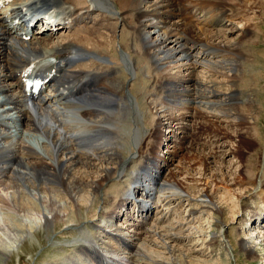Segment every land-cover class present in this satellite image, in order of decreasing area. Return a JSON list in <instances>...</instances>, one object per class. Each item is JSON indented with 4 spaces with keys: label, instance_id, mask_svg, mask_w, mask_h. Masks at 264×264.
<instances>
[{
    "label": "bare ground",
    "instance_id": "bare-ground-1",
    "mask_svg": "<svg viewBox=\"0 0 264 264\" xmlns=\"http://www.w3.org/2000/svg\"><path fill=\"white\" fill-rule=\"evenodd\" d=\"M57 1L58 0H13L8 5H4L2 8H0V110L2 109V111H0V118L4 116H16L22 119L23 123L21 126H24V128L32 127L33 129H42L44 134L51 139L55 149L57 150V154H59L56 159L57 163L54 165V163H49L47 160H45L48 152L44 142L42 145L38 144L39 146H42L39 147V149L37 145V148L35 146V153H37V155L34 157L32 156L34 155V152L24 153L23 150L18 151V143L16 141V143H13V140H10L11 138H14L12 135H10V132H8V130L13 127L12 125H9L10 119L7 121L9 123L7 126H5L3 123L0 124V178L7 177L9 179L18 175L22 179V182H24V186L28 187L30 192L33 194L35 191L42 194L47 193L48 197L52 198H54V196L61 197L66 194L68 199L70 198V200H72L73 207L78 208L80 211V207L77 206L76 202L74 203V201L80 197L82 199L85 197L82 190L85 188H90L92 191H94V193H96L95 195L97 199V196L101 194L100 190L103 184L109 179L113 180V175L117 172H121L120 170H123L129 161H132L131 159L134 158L132 155H136V153H139V156L141 155L143 158L140 167L146 169L147 173L145 175H154L155 177L150 176L149 178L151 180H155V182H158V179L163 181L164 177H162L161 173L162 171L164 172L166 167H168L169 163L173 161L174 158L168 153V158H166L167 156L158 154L156 151H154L156 141L163 139L161 138V136L164 134L162 132V128L165 126H173L174 122H176L177 125H181L179 126V129L182 130L180 134H183V139L181 138V135L177 134L178 136H176L178 140L181 138L179 140L181 147H186V135L191 133L188 127L185 126L181 121L185 119V113L183 114V112H174L170 114L166 111L161 112V110L160 113H158L159 110L157 107H155L157 104H154L153 101H143L141 96L144 95L143 97H145V95L151 92L152 89L149 88L151 85H148L149 87L147 90V85L143 84L141 81L137 84L134 82V84L129 88V94H126L125 86L128 84L129 77L125 71L124 72L126 74L123 72L122 64L120 63L118 57V51L122 49L125 51L129 59L128 65L131 66L132 70L135 71L147 67V65H149V57L151 59H155L157 64L160 65V67H163V69L167 68L172 70V68H177L180 69L179 71H182L183 69L186 71L195 69L196 66L203 65V62L206 64V60L209 59V63L212 64V67L213 65L215 66L213 68L211 67V72L221 75L224 73L217 70L216 67L223 68V63L226 61L241 63L245 59L247 60L248 53H246V46L251 44L257 45L260 42L261 37H263L264 40V27L262 20L258 19L255 21L252 19L253 17H247L246 19L249 21L244 25V27L241 28L236 25L234 18L238 19L239 17L246 15L247 12H261L264 7L263 5L261 6V2L259 0H184L185 3H183V10L177 6L174 0H104L107 2L106 6L118 9L114 16H109L103 12H99V9H96L95 7L91 8L90 5L87 4V0H63L69 3H78L77 5L86 8L83 10L87 14H93L94 12L99 16L100 13V20L113 19L114 22L110 21L107 23V25L102 26L101 28L109 31L111 36L106 35V33L99 32L100 26L98 27L93 25L94 27H88L89 25L87 21H83L80 26L70 29L72 32L76 33L72 37H67L68 39H54V34L56 31L46 30L47 34L44 35V37L42 35L45 33V31L41 34V36L36 35L31 37L29 40L24 41L21 39L20 35L15 33V31H11V27H9L7 24H4L6 17L1 13V10L7 11V9L12 8L13 12L11 14V22L15 23L16 28H19L21 22L23 21L22 18L31 10H33V8L36 10L43 8L46 9L47 7L48 9ZM3 2H6V0ZM219 3H225L227 7L225 8L222 5H217ZM15 20L17 21L15 22ZM119 24L120 26L125 25L127 27V30L122 32L120 37L121 39L118 40L120 48L116 46L117 37L115 33L117 32H114V28H116V26ZM253 26L255 27L253 28ZM206 27H208L210 32ZM257 27L260 29V31H258ZM229 34H234L236 36L235 40L227 38V35ZM152 35H154V37ZM144 37H146V41L144 42L145 51L144 53L141 52L140 54V52L137 50L139 46L137 43L139 42L140 38ZM45 41L49 42L46 43ZM60 41L64 42L58 43ZM73 44L75 47L79 48L77 49L74 47L73 49V46H71ZM209 49L211 50L208 51ZM25 50H28L26 56L22 54V52ZM86 51L95 52L100 56H110L112 58V63L103 64L97 61H91L77 68L71 69L68 66V60H70L72 57L83 54ZM41 56H53L57 58L59 63L63 64V68L61 69L60 73L57 74L58 69H60L61 66L56 64L58 69L56 70L53 77H58L54 81L56 84V89H54L55 92L53 95L42 94L37 99H27L22 90L21 83L18 80L17 72L21 71V69L31 60ZM193 71L190 72L194 73ZM104 73H107V79H98V77ZM168 73L170 74V72ZM168 73H164L162 75L157 74L158 78L155 77L156 79L153 77L155 80L153 84L156 85V88H168V86H171L172 97H175V95H180L183 97L184 94H187L183 93L185 91L191 93L190 88L188 87H190V84L196 82L192 76L190 77L188 74V76L177 75L176 77H171ZM147 82L151 83L150 80H147ZM73 86H76L75 90H77V94L75 95H79L77 96L79 97L78 101L76 103L64 101L63 98L65 97V92H70L73 89ZM206 88L207 90L209 89L208 87ZM231 88H233V86H231ZM193 91L196 97L197 95L205 96L206 98L209 97L206 91H202L201 89L199 90L198 87ZM188 95L186 97H189ZM86 102H89L90 106H82ZM111 103H113L114 107L118 109L117 111L108 108L111 107ZM136 103H138L139 108L141 104V108L150 110L147 114V124L142 122L140 123L137 116L135 117L134 113H130V111H135L136 113ZM152 107L157 109V117L155 115L150 116L153 109ZM35 109L37 110L38 116L32 113V111ZM64 109H78V115L90 121V123L87 124V126L82 130L83 133H87L85 134L87 141H92L93 138H98V136H101V134L109 133L114 135L118 134L122 139L129 142V139L131 138L129 134L134 133L133 130L137 129V151L133 150L132 148H128L125 153L123 148L116 146L105 147V145L96 146L95 149H93V152L78 151L75 147V143H71L69 141L67 134H72L75 131H81V129L79 127L69 126L63 122L62 110ZM125 109H128L127 112H129L131 116L134 115L135 119L133 120V123L137 124L136 127V125L134 126L132 122L129 123L133 125H131V129H129V136L127 135V132L126 135H124V130L114 126L115 123L123 128L128 125L129 121L122 118V114L125 112ZM189 109H191V107H189ZM71 112L74 113V111ZM127 112H125V114ZM211 115L215 116V114ZM257 120H260L259 116ZM249 127V125H246V130L244 131L241 129L242 127L237 125L236 130L233 131L234 135H238L240 139L247 135L251 136V129ZM197 128H200V126L197 125ZM257 132L261 141L264 143V130H258ZM216 134L217 136L222 137V135L218 133ZM73 135L76 138L75 134ZM80 135L81 133H79V136ZM196 135L200 136L198 133ZM165 137L168 139L169 136L165 135ZM147 138L148 140H152L149 142L147 140L145 143ZM237 146H240V142ZM256 146L257 145H255V148H250L247 154L249 153L251 155L254 153ZM193 147V143H189L187 146L188 149ZM145 149L148 150L147 154H143ZM239 150L240 149L238 147H233V150H231L230 153H235ZM204 151H206V149ZM129 152L132 153L130 157H128ZM191 152H195L193 154L190 153V156L192 155V157L195 159V164L193 165L184 163L183 165L181 164L182 166L180 168H184L186 171V176H183V178L194 181L197 178L195 179L189 170L194 167H201L200 170L202 176L199 179L200 184L203 185V187H201L202 189L199 188L198 193L200 196H207L213 200L212 198L215 194L209 189L211 183L210 180H212L214 183L217 181V186L223 185L224 188L229 189L228 191H230L231 187L235 186H240L245 191H249V187L257 185H261V187L264 188V146L260 148L259 154L256 156L260 165L256 166L253 162H251L248 164L250 167L249 173L247 171L245 172L241 170L239 173L235 174V172H233V174L232 171H229V175L227 173L224 175L223 173V178L220 176L221 180H217L219 174L216 171L214 172L215 174L210 171L212 166L216 165L215 156H212L214 162L211 161L212 159H210V157H208L211 155L210 151L208 154L207 152H205L206 154L201 153L200 149L196 147V150ZM170 153L175 155L173 152ZM242 153L245 154L246 152H241L240 155ZM186 159L188 158L186 157ZM155 161H157L158 164H155ZM21 168H27V170L23 171ZM220 169L223 170L222 167H220ZM187 171L189 173H187ZM222 172L220 174H222ZM174 173L178 175L177 172L174 171ZM176 177L174 176V180H172L171 183L176 184L177 187L182 189H197L199 183L193 182L191 187L188 183L183 180H179L178 177ZM136 178L138 177L135 176V179ZM48 182H53L56 184V186L51 187L45 185L48 184ZM165 182H167L166 179ZM13 187H19V185L15 183ZM248 188L249 190H247ZM138 189H141L140 184H137L133 187V190L135 191ZM113 192L117 193L118 190L115 189ZM23 197L24 196H22V198ZM105 198L108 199V195H105L103 199L106 200ZM119 199L120 202L124 201L125 203L130 201L129 196L127 197L125 194L122 199ZM179 199L185 201L184 196H180ZM5 200L1 199L0 202L2 203L4 201V205H6ZM51 201V209L54 208L55 212L52 218L47 216L46 220L44 221L47 227H49L53 221H63L61 214H59L61 209L60 206L58 207V200L53 199ZM14 202L16 207H19L18 209L27 211L35 209L33 204L30 203L32 201L27 202L24 198L22 200H15ZM231 202L233 203V201ZM247 205H249L247 202L241 203L243 208H247ZM117 207L118 206L115 205L112 208L113 211H116ZM87 208L89 209L91 207ZM230 208V202H226V204H221L219 206V213L217 212V222L215 223L216 227L221 226V228H223L229 223L227 212ZM141 210L143 213L146 211L147 217L150 208L145 206L144 208H141ZM192 210L197 211L198 208L195 206ZM70 211L71 210H69V213L72 212ZM92 211L93 210L90 209L87 214H92ZM102 212L105 213L104 211ZM111 215L112 213H110V216ZM252 215H256V211L255 213H252ZM146 217H143V219ZM82 218L83 216L80 215H71L67 221H77L78 219L81 220ZM110 226L112 225L107 223L102 227L106 229V227ZM140 226H142V223ZM143 227L141 228L144 230ZM14 231L16 234L15 236H19V234L21 235L23 232H25V229L22 226H19V228L15 229ZM167 231V234L165 232L164 233L169 240L170 238L175 239V237H177L175 235L176 233L174 234L171 231ZM138 233L139 232H136L137 236L140 235ZM159 233L161 232L159 231ZM124 236L121 237V240L126 242V235ZM160 236H162V234ZM228 236H232L230 232L228 233ZM157 239L158 241H156V239L153 241L157 244H162L160 241L161 239ZM217 239L215 242H209L211 247H216L219 245V241ZM132 243L130 246L133 245ZM232 244L234 247H236L233 242ZM238 244H241L240 249L242 248L247 255L254 259L256 258V253L254 252V249L250 247V245L247 246L245 243H243V245L242 243ZM8 245L9 244H0V262L3 260V257L6 256V250L8 249V252L12 250ZM167 245L168 244H166L165 247ZM79 247L83 248L84 245L80 244ZM169 248L171 247L169 246ZM135 249V251L139 252V254H145L144 248L137 246ZM190 251L196 252V250L192 249ZM139 254H137V256ZM118 257V259H114L118 262L116 264L133 263L132 257H120L119 255ZM152 258L153 256L151 255H145V257L141 256V260H144L146 262L145 264H153L151 263L152 261L155 262V264H186L185 260H183L184 258H177L178 260L174 258L173 261L171 260L172 257L169 260Z\"/></svg>",
    "mask_w": 264,
    "mask_h": 264
},
{
    "label": "rangeland",
    "instance_id": "rangeland-1",
    "mask_svg": "<svg viewBox=\"0 0 264 264\" xmlns=\"http://www.w3.org/2000/svg\"><path fill=\"white\" fill-rule=\"evenodd\" d=\"M259 1L261 2V6L263 5L264 7V0ZM217 5H222L225 8L227 7L225 3H219ZM117 11L118 9H116V12ZM100 15L101 14L99 13V16ZM247 17H253L252 19L255 21L258 19L262 20L264 27V8L261 12H247L246 15L239 17L238 19L234 18V21L236 25L242 28L249 21L246 19ZM99 21H101L100 18ZM93 25H95V23ZM93 25L91 27H94ZM100 27L102 28L101 23ZM254 27L255 26H253V28ZM101 28L99 32L106 33V35L111 36L109 31ZM206 28L209 31L208 27ZM114 29V32H117L115 33L117 37L116 46L120 48L118 40L121 39L120 37L122 32L127 30V27L125 25L120 26L119 24ZM258 31H260L259 28ZM63 33L64 32L61 31L54 35H58L57 37L61 38ZM67 34L63 35L60 40H63L64 38L68 39L69 36L72 37L75 35L72 30ZM44 35L45 34L42 36L44 37ZM152 36L154 37V35ZM235 37L236 36L234 34L227 35V38L231 40H235ZM145 41L146 37L140 38L137 43L139 45H137V50L140 54L145 51ZM45 42L48 43L49 41ZM260 42L257 45L251 44L246 46V53H248L247 60L245 59L241 63L226 61L223 63V68L216 67L217 70L224 73L221 75L211 72L212 64L209 63V59L206 60V64L203 62V65L196 66L197 69L195 68L187 71L183 69L182 71H179L180 69L177 68H172V70L167 68L163 69V67H160V65L157 64L155 59H151L149 57L148 61L150 66L147 65V67L135 71L128 65L129 59L125 51H123V49L118 51V57L120 63L122 64L123 72L125 71L129 77L128 84L125 86L126 94H129V88L134 84V82L137 84L141 81L143 84L147 85V90L150 85L151 86L149 88L152 89L149 94L145 95V97H143L144 95L141 96L143 101H153L154 104H157L155 107L159 110L158 113H160V110L161 112L166 111L170 114L174 112L185 113V119L181 121L191 132L186 135V147H181V144L179 143V140L183 137V134H180L182 130L179 129V126L181 125H177V123L174 122L173 126H165L162 128V132L164 134L161 138L163 139L160 138V141H156L158 142V147L155 151L158 154L167 156L166 158H168L169 154L170 156H173L174 159L169 163L164 172L162 171L161 173L162 177H164V182L158 179L161 186L156 190H152L149 195L147 194V197H144L141 194L139 195V192H142L143 187L144 189H150L151 179L149 177L155 176L152 174L139 176L137 184L141 183V189L136 191L137 197L135 193L132 195L133 198L136 197L139 199L142 197L144 199V203L142 205L137 203L138 210L136 209L137 206L135 207L133 200H131V203L130 201L125 203L124 201L120 202L119 198L122 199V197H124L127 187H129L132 183V177L138 173L142 174L145 171V169L141 171L139 169L140 166L138 167L139 164L141 165L143 159L141 155L139 156V153L132 155V153L129 152L128 157H130V155L134 156V158L131 159L132 161H129V163L125 165L124 169L120 170L121 172L114 174V177L112 178L113 180L109 179L103 184L100 190L101 194L97 196V199L95 195L96 193H94V191L90 188L82 190L85 197L87 196L88 198L83 197V200L80 197L74 201V203L76 202L77 206L80 207V211L78 208L75 207L77 209L76 210L73 207L72 200H70V198L68 199L66 194L61 197L54 196V198L48 197L47 193L42 194L35 191L33 194L30 192L28 187L24 186V182H22V179L18 175L9 179L7 177L0 178V201L1 199H6V205H4V201L2 203L0 202V244H9L8 246L12 249L9 252L8 249L6 250V256L3 257L0 264H95L93 263L94 261L92 257H95L97 261L101 260L100 262H104L108 259L106 261L110 262L109 264H116L118 262L114 259H118V255L120 257H132L133 263L129 264H145L146 262L141 260V256L145 257V255H151L153 256L152 259L156 258L160 260H169L172 257V261L174 258H184L183 260H185L186 264H264V222H262L264 219V188H262L261 185H257L251 186L249 187L250 190L249 188L247 189L249 191H245L242 187L235 186L231 187L230 191H228L229 189L224 188L223 185L217 186V181L214 183L210 180L211 183L209 189L215 194L212 198L213 200H211L210 197L200 196L198 193L199 188L202 189L201 187H203V185L200 184L199 179L202 176L200 170L201 167H194L189 170L195 179H199L194 181L183 178V176H186V171L184 168H180L184 163L195 164V159L192 155L190 156V153H195L191 151H195L196 147L200 149L201 153L207 152L208 154L210 151L211 155L208 157H210L213 162L214 159L212 156H215L216 165H213L210 171L213 173L216 171L219 174L217 180H221V178H223L222 176L226 175V173L229 175V171H232V173L235 172V174L239 173L241 170L249 173L250 167L248 164L251 162H253L256 166L260 165L256 156L259 154L260 148L264 146V143L261 141L257 132L258 130H264L263 37H261ZM75 48L78 49L79 47ZM210 50L211 49L208 51ZM90 52L91 51H86L83 54H80V56L77 55V57H86V59L74 61L70 64V67H75L81 64V62H83V65L91 61H97L103 64L112 63V58L110 56L105 57L100 56L95 52ZM213 67L215 66L213 65ZM190 71H193L194 73H191ZM168 72H170V74ZM164 73H168L171 77H176L177 75L188 76V74L190 77L192 76L196 82L190 84V87H188L190 88L191 93L185 91L183 93L187 94H184L183 97L180 95L172 97L171 86L166 88L167 92H161L164 88H156V85L153 84L155 81L153 77L158 78L157 74L162 75ZM147 80H150L151 83H148ZM231 86H233V88H231ZM197 87L199 90L201 89L202 91H206L209 97L206 98L205 96L197 95V98H193V95H195L193 90L197 89ZM206 87L209 89L207 90ZM211 90L214 91L212 92ZM187 95L190 98L186 97ZM111 104V107L108 108L117 111L118 109L114 107V104ZM84 105L90 106L89 102L84 103ZM135 106L137 109L136 113L135 111H130V113H134L140 123L142 122L147 124V114L150 110L141 108V104L139 108L138 103H136ZM189 107H191V109H189ZM152 108L150 116L155 115L157 117V109L154 107ZM0 111H2V109ZM127 111L128 109H125V112ZM125 112L122 114L123 117H121L129 121L128 125L123 128L115 123L114 126L124 130V135H126V132L128 135L130 133L129 129H131L133 125H136L137 127V124L133 123V120L135 119L134 115L131 116L129 112L126 114ZM32 113L38 116L36 109L33 110ZM211 114H215V116ZM258 116L260 118L259 121L257 120ZM66 119V122L68 121L70 124H80L83 127L90 123L89 120L83 121L77 116H70ZM8 120H10V124L7 122ZM131 122L133 125L129 124ZM1 123L5 126L8 124L13 126L8 130V132H10V135L14 137L10 140H13V143H18V151L23 150L24 153L34 152V155H32L34 157L37 155V153H35V146L37 145L39 149V147H42L39 145H42L44 142L48 152L45 160L56 165V159L59 154H57V150L55 149L51 139L44 134L42 129H33L32 127L24 128V126H21L23 123L22 119L16 116L1 117L0 124ZM197 125L200 126V128H197ZM237 125L242 127L241 129L244 131L246 130L245 126L249 125V128L251 129V136L247 135L240 139L238 135H234L233 131L236 130ZM194 127L197 129L196 132H192ZM133 131L134 133L129 134L131 136L129 142L122 139L118 134L114 135L109 133L101 134L98 138H93L92 141H87V137L85 135L87 133H81L82 136H79V133H73L76 138L74 135L72 136L78 143V146H75L78 151L93 152V149H95L96 146L105 145V147L116 146L123 148L126 153L128 148H132L137 151V129H134ZM197 133L200 136L196 135ZM216 133L222 135V137L217 136ZM177 134L181 135L179 140L176 138V136H178ZM165 135L169 136L168 139ZM147 140L148 138L145 143ZM151 140L152 139H149L148 142ZM239 142L240 146H237ZM189 143H193L194 147L188 149L187 146ZM255 145H257L255 152L251 155L249 153L247 154L250 148H255ZM233 147H238L240 149L237 151L238 153H230V151L233 150ZM205 149L206 151H204ZM170 152H173L175 155H172ZM241 152L246 153H242L241 156ZM147 153L148 150L145 149L143 154ZM185 156L188 159H186ZM155 164H158L157 161H155ZM220 167H222L223 170H221ZM21 169L23 171L27 170V168ZM174 171L177 172L179 176L176 175ZM189 172L187 171V173ZM221 172L222 174H220ZM174 176H177L179 180L185 181L190 186L193 182L199 183L197 189H182L177 187L176 184L171 183V181L174 180ZM165 179L167 182H165ZM15 183L18 184L19 187H13ZM45 185L51 187L56 186L53 182H48V184ZM115 189L118 190L117 193L113 192ZM21 195L24 196L23 198L27 202L32 201L30 203L33 204L35 209L28 211L18 209L19 207H16L14 201L22 200L23 198ZM105 195H108V199L105 198L106 200L103 199ZM180 196H184L185 201L179 199ZM53 199H57L59 202L58 207L60 206L61 209L59 214H61L63 221H53L50 226L47 227L44 221L47 216L52 218L55 212V209H51L50 206L52 202L51 200ZM231 201H233V203ZM226 202H230L231 204V210L229 209L227 212L229 223L223 228H221V226L216 227L215 223L217 222V214L219 213L218 208L221 204H226ZM242 202H247L249 204L247 205V208H243L241 206ZM115 205L118 207L116 208V211H113L112 208ZM145 206L150 208L147 217L146 211L143 213L141 210V208H144ZM195 206L198 208L197 211L192 210ZM87 207L91 208L88 209ZM90 209L93 210L92 214H87ZM69 210L72 212L70 211L71 213H69ZM102 211L106 212L103 213ZM255 211L256 215L253 216L252 213H255ZM110 213H112L111 216ZM71 215H80L83 216V218L81 220L78 219L77 221H67ZM143 217L146 218L143 219ZM106 222L112 226L104 229L102 226L107 224ZM141 223L142 226H140ZM19 226H22L25 229V232L21 235L19 234V236H15L16 234L14 230L18 229ZM141 227H143L144 230ZM167 230L174 234L176 233L175 235L177 237H175V239L170 238L169 240L166 236ZM159 231L161 233H159ZM136 232H139L138 234L140 235L137 236ZM229 232L232 235L230 237L228 236ZM161 234L162 236H160ZM124 235H126L127 238V241L124 239L126 242L121 240V237ZM156 237L159 238V240L161 239L160 241L162 244L154 242L155 239L158 241ZM216 239L219 241V245L211 247L209 242H215ZM231 241L236 245V247L233 246ZM131 243L134 246H130ZM238 243H242V245L245 243L247 246L250 245L256 253V258L254 259L247 255L242 248L240 249L241 244L239 245ZM80 244H83L84 247L80 248ZM163 244H168L166 246L168 248H166ZM137 246L144 248L145 254H139V252L135 251ZM169 246L171 248H169ZM191 249L196 250V252H191ZM137 254L139 255L137 256ZM151 263L155 264L153 261Z\"/></svg>",
    "mask_w": 264,
    "mask_h": 264
}]
</instances>
